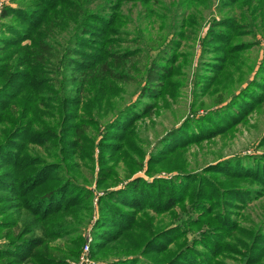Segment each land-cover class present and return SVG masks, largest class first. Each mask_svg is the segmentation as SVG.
<instances>
[{"label": "trees", "instance_id": "trees-1", "mask_svg": "<svg viewBox=\"0 0 264 264\" xmlns=\"http://www.w3.org/2000/svg\"><path fill=\"white\" fill-rule=\"evenodd\" d=\"M127 2L149 6L154 0H9L0 8V125H11L0 139V237L13 224L3 219L10 211L7 206L28 212L37 226L45 228L46 238L61 234L57 231L66 228L52 218L83 207L92 197L90 189L65 174L67 163L91 160L87 153L94 151L96 139L86 129L98 134L97 145L105 162L123 158L134 134L133 123L151 105L144 99L155 100L167 93L175 97L182 72L176 64V49L182 38H171L174 48L155 54L138 68L133 60L141 49L122 47L114 38L124 23L122 6ZM194 3L210 5L209 0ZM219 4L237 5L239 13L213 19L201 41L203 51L213 54L194 82L203 94L223 78L233 81V73L243 67L242 52L254 44L240 37L264 21V0H220ZM188 19L185 23L193 21ZM170 29L167 34L176 35L174 26ZM131 69L142 73L138 98L102 126L99 114L118 94L119 84L133 79ZM263 100L264 58L238 93L168 131L160 139L158 152L151 154L146 174L150 176L152 163L156 166L188 145L232 131ZM95 108L98 115L92 116ZM29 145L57 150L60 162L32 157L27 152ZM244 159L237 156L211 163L204 174L176 171L171 178L150 180L135 176L101 188L104 193L98 199L100 218L95 222L92 256L110 246L135 244L146 231L139 253L100 264H221L219 258L229 251L230 240L245 230L233 218L234 211L264 190V156L250 158L256 160L253 164H243ZM104 165L100 160L99 188L107 178L102 173L107 172ZM221 174L225 178L220 179ZM241 181L259 187H245ZM175 207L186 217L163 230L145 227V217L153 219L151 212L163 214ZM28 230L25 226L18 237L6 234L7 239L0 240V264H67L40 253L42 239L26 237ZM189 232L194 236L188 238ZM244 233L251 239L240 240L234 253L242 264H261L264 231Z\"/></svg>", "mask_w": 264, "mask_h": 264}, {"label": "rangeland", "instance_id": "rangeland-1", "mask_svg": "<svg viewBox=\"0 0 264 264\" xmlns=\"http://www.w3.org/2000/svg\"><path fill=\"white\" fill-rule=\"evenodd\" d=\"M210 5L205 6L198 3L191 5L192 0H154L149 6L140 3L127 2L122 6V16L124 23L118 27L114 38L118 40L120 46H128L130 49L137 51L141 49L133 63L138 68L145 66L155 54L163 50L174 48V40H180V45L176 49L178 53L177 63L181 65L180 85L175 97L167 93L155 100L144 99L147 103L148 112L133 123L134 134L130 135L131 142L128 151L124 157L119 159H108L101 155L99 149L98 134L87 128L90 137L96 139L94 151L87 153V158L91 160H76L67 163L66 176L70 175L73 179L92 192L90 201L83 207L63 212L52 218V222L58 224L63 231H57L56 237L46 238L45 228L38 224L37 226L33 217L26 211L16 209L11 206L3 219L13 221V224L7 231H4L2 237L16 238L28 226L29 230L26 237L41 238L40 253L50 256L54 259H64L67 264H76L83 250L84 244L89 243V254L91 264H100L104 260L112 259L116 256H127L139 253V249L147 237L144 231L142 238L135 244L129 246L118 244L115 247L110 246L106 249L91 254V244L95 233L96 221L100 218L98 199L104 193L101 188H109L113 182H121L127 178L135 176H143L148 178H171L176 175V171L200 172L204 174V168L211 163L232 157H245L243 164H253L256 160L250 158L264 156V100L261 105L247 116L243 122H238L232 131L224 134L216 135L209 140H204L200 144L188 145L186 148L179 150L170 158L155 166L152 163V172L150 176L146 174L148 169V161L152 153L156 154L161 146V138L166 133L178 127L184 119L197 118L205 114L207 111L213 110L220 106V102H225L230 95L238 93L240 87L246 85L247 79H252L255 70L259 67L260 62L264 58V21L255 23L251 33L244 34L240 39L244 41L254 42V44L244 52H242L243 67L241 71L233 73V81L221 79L220 82L211 87L205 94L201 92V86L194 84L197 81L196 75L201 73V67L204 62H211L213 54L206 49L203 51L202 39L206 35V31L213 19L218 20L222 16L239 13L237 5H220V0H209ZM9 3V0H0V8ZM12 4V3H11ZM17 2H13L15 6ZM20 4V3H18ZM245 7L244 5L240 6ZM241 11V10H240ZM191 18V23L186 22ZM176 29V35H168L171 27ZM180 36V37H179ZM183 36V37H181ZM138 37L139 42H136ZM170 38V39H169ZM173 38V39H171ZM169 39V40H168ZM126 41L125 44L122 41ZM176 53V54H177ZM137 61V62H136ZM133 79L126 83H120V91L114 96L109 103L105 105L104 111L97 118L102 126L109 122L120 108L133 103L139 94V84H141L140 74L136 69H131ZM229 86V87H226ZM98 109H93L92 116L98 115ZM55 120V119H54ZM11 125H0V139H2L6 131ZM103 129V127H102ZM103 130L100 131L102 133ZM99 133V134H100ZM32 157L41 158L43 161L60 162L57 150H46L39 145H29L27 151ZM57 154V155H56ZM109 154V153H108ZM109 155H106L108 157ZM241 156V157H240ZM102 161L107 172H102L107 176L99 188L96 185L98 178L100 160ZM159 161V160H158ZM65 165V164H64ZM109 172H112L109 174ZM214 176L216 173H207ZM111 178V179H110ZM219 178H225L219 175ZM232 182V180L230 181ZM241 185L245 187H259L258 184L249 181H241ZM5 194H8L7 192ZM20 210V211H16ZM239 210V211H237ZM233 213L240 227L245 229L237 233V237L230 240L231 247L226 255L219 258L221 264H242L239 255L234 253V248L240 247L238 243L248 242L250 235H245L248 229L264 231V190L257 198L249 200L241 209H237ZM153 219L145 217V227L155 230H163L173 226L178 218H185L183 211L179 207H175L171 211L163 214L151 212ZM150 213V214H151ZM30 223V225H28ZM53 226H55L53 224ZM188 238L194 236L189 232ZM239 236V237H238ZM22 237V236H21ZM7 239V238H6ZM129 242H131L128 239ZM140 242V245L138 244ZM163 257H158L161 261ZM25 264H33L26 262ZM264 264V256L261 259Z\"/></svg>", "mask_w": 264, "mask_h": 264}, {"label": "built area", "instance_id": "built-area-1", "mask_svg": "<svg viewBox=\"0 0 264 264\" xmlns=\"http://www.w3.org/2000/svg\"><path fill=\"white\" fill-rule=\"evenodd\" d=\"M88 252H89V243L87 242L86 244H84L83 250L76 264H91V259L88 256L89 254Z\"/></svg>", "mask_w": 264, "mask_h": 264}]
</instances>
